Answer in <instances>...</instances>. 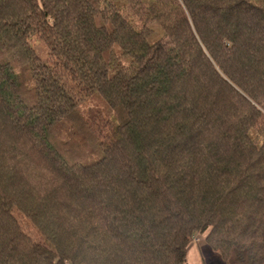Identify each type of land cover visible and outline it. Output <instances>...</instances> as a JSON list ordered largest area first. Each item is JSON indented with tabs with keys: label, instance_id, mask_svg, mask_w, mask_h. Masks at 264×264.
<instances>
[{
	"label": "trees",
	"instance_id": "obj_1",
	"mask_svg": "<svg viewBox=\"0 0 264 264\" xmlns=\"http://www.w3.org/2000/svg\"><path fill=\"white\" fill-rule=\"evenodd\" d=\"M202 236L264 264V0H0V264Z\"/></svg>",
	"mask_w": 264,
	"mask_h": 264
},
{
	"label": "rangeland",
	"instance_id": "obj_2",
	"mask_svg": "<svg viewBox=\"0 0 264 264\" xmlns=\"http://www.w3.org/2000/svg\"><path fill=\"white\" fill-rule=\"evenodd\" d=\"M95 103H89L88 107L93 108ZM190 263L191 264H221L220 258L217 254L208 250L204 242V237H198L190 250Z\"/></svg>",
	"mask_w": 264,
	"mask_h": 264
},
{
	"label": "crops",
	"instance_id": "obj_3",
	"mask_svg": "<svg viewBox=\"0 0 264 264\" xmlns=\"http://www.w3.org/2000/svg\"><path fill=\"white\" fill-rule=\"evenodd\" d=\"M190 250H191V248H190ZM190 250H189V264H191V263H190Z\"/></svg>",
	"mask_w": 264,
	"mask_h": 264
}]
</instances>
